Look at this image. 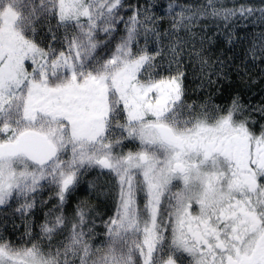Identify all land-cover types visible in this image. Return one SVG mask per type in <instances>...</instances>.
I'll return each instance as SVG.
<instances>
[{"label":"snow or ice","instance_id":"snow-or-ice-1","mask_svg":"<svg viewBox=\"0 0 264 264\" xmlns=\"http://www.w3.org/2000/svg\"><path fill=\"white\" fill-rule=\"evenodd\" d=\"M0 264H264V0H0Z\"/></svg>","mask_w":264,"mask_h":264}]
</instances>
